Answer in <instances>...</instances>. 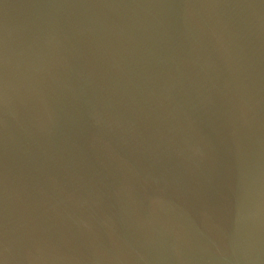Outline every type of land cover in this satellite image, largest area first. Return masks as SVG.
Here are the masks:
<instances>
[{"label": "water", "instance_id": "obj_1", "mask_svg": "<svg viewBox=\"0 0 264 264\" xmlns=\"http://www.w3.org/2000/svg\"><path fill=\"white\" fill-rule=\"evenodd\" d=\"M0 264H264V0H0Z\"/></svg>", "mask_w": 264, "mask_h": 264}]
</instances>
